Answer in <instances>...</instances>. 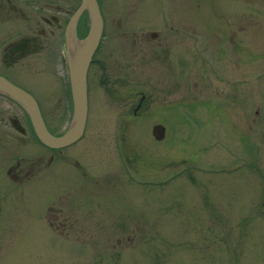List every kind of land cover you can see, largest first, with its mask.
I'll list each match as a JSON object with an SVG mask.
<instances>
[{
  "label": "rangeland",
  "instance_id": "obj_1",
  "mask_svg": "<svg viewBox=\"0 0 264 264\" xmlns=\"http://www.w3.org/2000/svg\"><path fill=\"white\" fill-rule=\"evenodd\" d=\"M136 1L126 0L122 12L134 13ZM169 2L149 12H167L166 20L131 15L104 21L94 72L101 78L103 60L110 94L93 82L81 139L52 163L75 159L87 180L63 164L18 184L2 170L15 157L32 158L36 149L9 139L8 151L0 152V264H264L263 116L247 133L248 146L239 139L245 133L230 127L240 109L264 110V0ZM17 17L14 27L33 26L32 18ZM89 26L79 20L77 38ZM148 32L164 37L146 39ZM161 39L166 43L159 47ZM230 44L241 49L231 55ZM221 48L224 55L217 53ZM63 50L49 55L53 63L44 75L55 134L70 125L54 116ZM161 53L169 55L168 70L159 64ZM215 91L222 106L234 99L238 116L217 115L216 104L210 112L198 107L202 99L217 103ZM134 92L147 98L136 114ZM159 124L164 136L156 140L151 131ZM62 220L81 222L49 227L48 221Z\"/></svg>",
  "mask_w": 264,
  "mask_h": 264
},
{
  "label": "flooded vegetation",
  "instance_id": "obj_2",
  "mask_svg": "<svg viewBox=\"0 0 264 264\" xmlns=\"http://www.w3.org/2000/svg\"><path fill=\"white\" fill-rule=\"evenodd\" d=\"M80 2L81 0H0V28L2 27L0 29V77L4 78L13 86L25 91L35 100L39 110V114L47 132L54 137L61 136L64 132L67 131V128H63V130H65L59 132L58 134H55L53 132V129L57 123H55L56 120H50L51 114H49L50 110H48V102L46 98L48 93L45 87L46 84H48L49 82L44 79L46 78L44 76L46 75V71L50 67H52L53 62L52 60H49L47 58L50 54L55 52L57 47H62L64 49L63 52H60V63H58L60 65V69L56 70V80L58 82L55 85L56 115L54 116L57 117L58 122H64L69 120L71 125L73 120V104L69 82V65L67 61L68 56L66 55V42L73 40H79L83 42L88 32L83 38H77L79 32L78 22L79 20L87 19L90 23L89 13L84 10L79 14L75 24V29L73 32H70L68 36L66 35V30L68 23L76 12L78 6L80 5ZM96 2L98 5L99 14L103 26L99 43L91 57L85 75L87 99V117L85 122V128L87 125V118L91 108L90 102L93 82L98 83L100 86L103 87L106 93L110 94V90L108 88V68L105 67V62H102V60L100 63L101 67L97 66L99 70L102 69V76L101 78L98 77L99 74L97 72H94L95 63L93 59L96 52L98 51L99 45L103 40L105 19L110 17L112 20H122L123 18H130L131 15H133L132 17L150 15L152 17L155 16L154 18L156 19L166 20L170 17V14L167 12H160L158 14H150L149 12L157 11L161 6L166 7L167 5L171 4L169 0H152L146 4L145 2H142V0H138L132 4V11L135 10V12H129L128 14H126L122 12L125 6L127 5L126 0H96ZM16 5L24 6L25 10L28 12H26L23 8H15ZM165 9L163 8V10ZM13 15L16 17L18 16V19L24 20L25 22H28V19L32 18L31 20L34 21L33 26H30L28 24L26 28L21 25L19 26V28L14 27L18 25L19 22L15 23L13 21ZM22 27L24 29H22ZM160 35L161 34H157L156 32H148L145 33L143 37L146 39L151 38L153 40H159L160 37L163 39L164 36ZM230 37L234 38L235 35L230 34ZM162 39L157 46L161 47L166 43L165 39ZM230 45L231 55L233 53H238V50L241 49L238 47L237 44ZM223 48L218 49L217 53L224 55V52L226 53L227 51H224ZM247 50L249 51V48H247ZM168 56L169 55L167 53H165L164 56L161 53V59L159 61V64L165 65V69L167 70L169 69L170 64L169 60H167ZM202 59V63L204 64V56H202ZM236 82L237 81L231 82L232 92H235V88L238 85V83ZM31 86L34 88H31ZM165 87L167 86L165 85ZM166 91H169L168 88H166ZM215 92V98L217 99V103H211V100H209V102H206L205 99H202V101L199 102L198 107L203 106L205 108L204 111L210 112L211 110L209 109V107L212 104H216L217 106L214 107L215 110L213 112H216L217 115H227V118L233 115L238 116L236 112L237 109L232 108V105L234 104V99H232L231 97H234V93L230 97V102L222 106V103L220 102L222 101V99H220L221 97L219 93L217 91ZM111 93L113 95V92ZM134 93L136 94V97H139V102L136 108L133 109V114H136L137 110H140L142 107H144V103L147 101V98H145V93ZM245 105L247 107L252 106L250 105V99L246 98ZM243 110L244 113L239 116L240 118H237L238 120L235 121V123L230 122V127L232 128V133L235 131H238L239 134L245 133L244 135L242 134L241 137L239 136V139L242 140V142L245 141V145L248 146L249 143L252 142V134L248 135L249 132L252 131L251 127L262 116L263 117L259 120V125L264 129V110H252L247 108L240 109V111ZM0 117H3V121H0V152H3V149L4 151H8L7 143L10 141L19 142L26 150L36 149L37 151L36 155L29 159L24 157H15L10 166L6 168L4 167L5 169L2 170L4 172V175H9L11 173V180H13L15 183L22 184L36 179V177L40 178L43 176L42 174H44L47 169H50L52 167L54 168V166L58 167L63 164L72 167L75 173L81 171V173H78L80 174L81 179L87 180V172H84L82 168H80V163L75 159L73 160L69 158L68 161L63 164L62 162H59V164L57 165L55 163L52 165L55 159L58 160L59 158L60 160H62L63 158H66L63 156V154H68H66L64 151H66L68 148H70L77 142L63 148L53 149L47 147L38 139L37 135L35 134L30 117L24 107L12 97L2 92H0ZM52 122L54 125L51 124ZM70 125L68 126L70 127ZM11 131L12 133L14 132V134H12V137L10 136ZM24 152L29 153L27 151ZM251 154L253 155V150H251ZM216 171L220 172V170L218 169ZM70 186L76 187L75 183L70 184L69 188L64 189V192L68 189H71ZM74 190L76 191L75 188ZM60 196L63 197L62 194ZM69 197L70 198L64 197L66 198L64 199V202L67 204H69L72 195ZM57 218V216L54 217V219ZM79 222L81 221L74 220L71 222H67L65 220H62L59 221L57 225H54L53 221H48V224L50 228H64L66 226L71 227L75 224L77 225ZM80 226L85 225L81 224Z\"/></svg>",
  "mask_w": 264,
  "mask_h": 264
},
{
  "label": "water",
  "instance_id": "obj_3",
  "mask_svg": "<svg viewBox=\"0 0 264 264\" xmlns=\"http://www.w3.org/2000/svg\"><path fill=\"white\" fill-rule=\"evenodd\" d=\"M86 10L90 17V27L84 41L79 45L74 58L68 66L69 82L73 104V120L69 129L61 136L50 135L41 119L35 100L25 91L13 86L0 77V92L12 97L27 111L38 139L47 147L63 148L75 143L83 134L86 115V83L85 75L91 57L99 43L102 32V20L96 0H81L76 12L68 23L66 35L73 32L79 14ZM152 135L156 140L164 136V128L161 125L152 127Z\"/></svg>",
  "mask_w": 264,
  "mask_h": 264
},
{
  "label": "bare ground",
  "instance_id": "obj_4",
  "mask_svg": "<svg viewBox=\"0 0 264 264\" xmlns=\"http://www.w3.org/2000/svg\"><path fill=\"white\" fill-rule=\"evenodd\" d=\"M82 42L79 41V40H73L72 42L71 41H67L66 42V55L68 56V65L71 63L72 59L74 58L76 51L79 47V45L81 44Z\"/></svg>",
  "mask_w": 264,
  "mask_h": 264
}]
</instances>
